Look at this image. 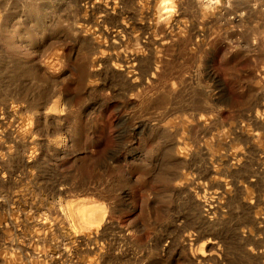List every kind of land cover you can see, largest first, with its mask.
Returning <instances> with one entry per match:
<instances>
[{
  "label": "rangeland",
  "instance_id": "374dc122",
  "mask_svg": "<svg viewBox=\"0 0 264 264\" xmlns=\"http://www.w3.org/2000/svg\"><path fill=\"white\" fill-rule=\"evenodd\" d=\"M0 264H264V0H0Z\"/></svg>",
  "mask_w": 264,
  "mask_h": 264
}]
</instances>
